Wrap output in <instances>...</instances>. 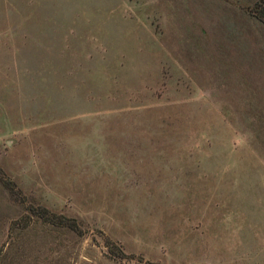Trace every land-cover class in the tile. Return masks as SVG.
<instances>
[{
	"label": "rangeland",
	"instance_id": "obj_1",
	"mask_svg": "<svg viewBox=\"0 0 264 264\" xmlns=\"http://www.w3.org/2000/svg\"><path fill=\"white\" fill-rule=\"evenodd\" d=\"M255 1L0 0V264H264Z\"/></svg>",
	"mask_w": 264,
	"mask_h": 264
},
{
	"label": "trees",
	"instance_id": "obj_2",
	"mask_svg": "<svg viewBox=\"0 0 264 264\" xmlns=\"http://www.w3.org/2000/svg\"><path fill=\"white\" fill-rule=\"evenodd\" d=\"M250 13L252 16H254L257 20L262 22L264 24V0H256L251 8ZM34 215L41 218L43 221L49 222L55 226L63 225L67 229H70L72 231L78 232L80 231L79 223L75 218L72 217H64L60 214H55L53 212L48 211L46 208L38 206L36 210L33 208ZM120 257L123 255L120 251L118 252ZM152 264V263H147Z\"/></svg>",
	"mask_w": 264,
	"mask_h": 264
}]
</instances>
